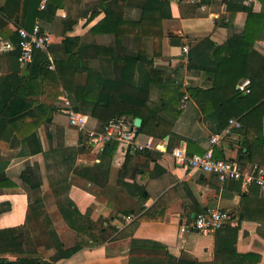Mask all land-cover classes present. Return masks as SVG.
Listing matches in <instances>:
<instances>
[{
	"label": "crops",
	"instance_id": "crops-1",
	"mask_svg": "<svg viewBox=\"0 0 264 264\" xmlns=\"http://www.w3.org/2000/svg\"><path fill=\"white\" fill-rule=\"evenodd\" d=\"M107 1L49 0L44 9L38 8L40 17L35 22L51 37L53 61L62 55L58 45L63 37H78L79 44L86 46L79 52L82 65L75 80L78 91H87L86 98L77 94L73 101L61 86L57 93L52 69L46 71L37 60L22 66L15 59L16 48L3 49L5 41L14 43L17 38L23 0H0V206L5 208L0 212V229L26 228L38 254L49 260L55 249L44 245L28 196L42 198L36 204L47 229L65 231V222L56 213V199L66 195L79 213L90 209L93 220L105 218L104 225L114 231L107 239L80 243L76 252L56 264H167L172 257L201 264H264V196L260 189H245L230 179L219 181L213 174L175 163L170 153L174 147L188 154L211 149L220 159L264 166V105L229 118L244 121L246 128L231 127L228 120L220 129L219 114L226 111L216 103L226 100L224 94L232 91L231 84L220 79L223 88L204 97L202 107L189 93V89L212 88L214 72L219 70L239 76L234 87L240 94L233 97L241 102L240 107L250 104L243 98L251 91L252 102L264 100L260 89L264 87V0H235L244 8L237 11H228L226 0H163L164 36L158 53L150 58L153 47L148 39L143 50L150 55L148 62H119L125 74L116 77L126 86L137 84L136 95L143 97L145 91L147 98L135 97L126 88L115 92L113 100L144 103L155 112L160 123L156 128L152 120L150 129H156L157 138L137 135L139 141L150 140L153 149L140 152L117 142L102 157L90 152L92 157L87 159V153L77 152L79 131L68 123L64 99L79 104L88 127L100 125L89 114L97 96L92 89L103 90L99 68L111 69L112 64H100V57H112L115 35L106 30L92 34L91 28L105 16L102 3ZM113 6L121 7L125 19L136 16L132 2L119 0ZM246 24L247 40L241 43ZM183 46L188 47L187 53L182 52ZM138 48L139 36L127 32L121 37L118 55L132 56ZM151 68L162 74L157 82L150 81ZM242 84L249 92L240 89ZM184 93L189 98L182 100ZM222 132V138L211 144V136ZM59 143L64 146L49 148ZM81 162L95 166L94 192L71 186L66 194L52 193ZM49 191L56 200L54 207L46 205L50 200L44 195ZM136 196L145 197L143 209L128 221L131 215L121 211L135 205ZM208 208L226 211L229 217L217 232L200 234L191 228L193 217L196 210ZM94 233L100 234L97 228Z\"/></svg>",
	"mask_w": 264,
	"mask_h": 264
},
{
	"label": "trees",
	"instance_id": "trees-1",
	"mask_svg": "<svg viewBox=\"0 0 264 264\" xmlns=\"http://www.w3.org/2000/svg\"><path fill=\"white\" fill-rule=\"evenodd\" d=\"M39 1L40 0H36L35 2H33V0H23V4L20 7V13L17 15V27L22 26L26 29H31L35 20L39 19L40 17V12L38 11ZM118 1L119 0H109L107 2H103L102 7L105 16L101 21H99L95 26L91 28L92 34L101 30H106L110 33H113L115 37L113 38V43L111 44L113 50L112 57H100V64H103L104 62H111L112 68H104V66L99 68V74L102 75L101 77L103 90L100 91L92 89L97 93V96L92 101L93 105L90 109L89 114L92 116H96V118L100 121V125L96 127V129H101L102 126L110 119L118 116H125L129 119L140 117L142 118V122L140 126L136 128L137 135L138 133H143L145 135H154V137L157 138L158 135H156V129L152 130L150 129V126L153 120V124L156 125L157 128V125L160 123V121L157 119V116L152 109H150L144 103L130 105L119 101V103L117 104L118 101H115L113 103V100L115 97V92L121 90L125 92L126 88L128 89V91L132 89V94H134L135 97H138V95H136L139 91V87L137 84L134 83L131 86H126L124 85V80L117 81L116 77L119 75V73L125 74V66H122V63L119 62H127L128 64L132 63L135 65H142L144 62H148L149 58L147 56L150 55H147L146 52H143V50H145V42L148 39L152 40L151 42L153 47V54L150 56V58L158 53V47L160 46L161 39L164 36L162 28V19L164 17L162 6L163 0H124V2L127 1V3L132 2L134 5L133 8H135L136 10V16H134L133 18L128 17V19H125V13L122 11L121 7L116 8L113 6L118 4ZM226 9L228 11H237L241 9L243 10L244 8L237 5L235 3V0L233 2L232 0H226ZM118 31L121 32L118 33ZM243 31L244 33L241 37V43L247 40V24L245 25ZM127 32H131L139 36V48L134 53H131L132 56H125L124 54V56L120 58L118 54L121 50V37L124 36V34ZM17 38L14 40V44L17 43ZM208 42L211 46L214 45L212 42ZM58 46L60 47L62 55L59 54L55 56V59L53 61L54 68L52 69V71H50V74L53 76V79L55 81L57 93H59L58 89L61 86V91H63V93H69L68 95H70L69 97L73 101V96H76L77 94L81 97V99L86 98L85 92L87 91H84L83 89H80V91H78V82L75 81L81 67L80 65H82V62L79 61L78 58L79 52L86 46L79 44L78 37H63ZM219 47L214 46L213 48L218 49ZM14 54L15 59L17 60L18 49H15ZM36 60L45 70L47 69L48 59L44 53L40 51L36 52L34 61ZM113 65H116L117 67H113ZM215 72L214 84L212 85V88L189 89V93L190 96L196 98L199 106L202 107L201 102H204L202 101L204 97L214 95L215 93H218L219 89L223 88L224 85H221L219 83L220 79L225 81L224 84H231L232 91L230 93L227 92L226 94H224V96H228L226 100L224 99L216 103L217 107L220 106V109L226 111L222 114H219V119L221 121L220 129L225 128L229 118L239 116L242 113H248L252 110H260L263 107L264 100L260 102H252L250 100L252 95L254 94L252 91L243 98L246 101L249 100L250 104L243 108L240 107L241 102L234 100L235 97H233L234 95L240 94L239 91L234 87V84L239 76H232L226 71L221 72L219 70H215ZM160 75H162L160 71L154 68H151L149 71V78L151 82H157L156 77L159 78ZM256 86L260 87V85ZM177 87L179 88V86ZM261 88L263 89L262 92L264 95V87H260V89ZM144 93L145 96L141 97L140 95L138 98H143L145 100V98H147V93L145 91ZM69 104L73 110L81 113L80 107L78 106L79 104L74 105L75 103L72 101L70 102V100ZM64 106L65 108L67 107L65 104ZM100 111L107 116H97V114H101ZM240 120L242 121V119ZM240 123L241 127L243 125L246 128V124L244 123V121ZM164 133L165 132L159 134V136H163ZM116 143L117 142L114 141L110 143L106 148L112 147L113 149ZM61 146L64 145L62 143H59L54 145V147L50 146L49 148H58ZM76 149L78 153L92 152V150L87 148L84 144V135L81 132H79V139L76 145ZM105 151L106 149L103 153H105ZM140 152H146V150H142ZM101 153H98L100 154L99 157H102L101 155L103 153ZM239 163L241 165L245 164L243 162ZM95 178L96 172L94 165H84L83 163H79V165L77 164L72 169L69 179L64 184H59L58 186L52 188L51 191L55 194L58 191L66 194V191L70 189L71 186H77L87 191L94 192L96 185ZM49 193L52 194L50 191ZM140 194L142 193L140 192ZM59 197L58 199H56V213H58V215L65 222V231H57L54 228L47 229L44 225V222L40 218L41 214L36 204L38 199L42 200V198H35L31 197L30 195L28 196L29 208L32 212L33 217L35 218V222L37 223V226L39 228V232L42 236L44 245L47 248L53 247L55 249V254L51 256L49 260L43 259L38 254L37 249L33 245L29 231L26 228H5L0 229V264H56L58 260L67 258L74 252H76L81 247L80 243H87L88 241L94 242L97 239H107L113 233V228L110 229L109 226L104 225L105 218L98 217V219L93 220L91 218L90 209H87L85 213H79L69 197H67L66 195H63V198ZM115 200L119 199L116 198ZM144 200L145 197L141 198L139 196H136V204L129 206L127 205L121 211L122 215L134 216L139 211H142ZM55 201L51 196L50 203L48 201L46 202V205H55ZM108 203H110V201ZM3 210H5V208L3 206H0V212H2ZM202 211L196 210L195 214ZM95 228H97L100 233L98 236L95 235L96 233H94ZM5 254H12L14 255V258L9 259ZM172 260V262H167V264H201L195 261H193V263H190L181 259H173V257Z\"/></svg>",
	"mask_w": 264,
	"mask_h": 264
},
{
	"label": "built area",
	"instance_id": "built-area-1",
	"mask_svg": "<svg viewBox=\"0 0 264 264\" xmlns=\"http://www.w3.org/2000/svg\"><path fill=\"white\" fill-rule=\"evenodd\" d=\"M47 2L48 0H40L39 9H44ZM15 31L18 37L17 43L5 41L3 43L4 50L18 49L17 61L22 66L31 65L34 62L35 53L40 51L48 59L47 68H54L53 58L50 53L51 37L48 33L42 31L38 22H35L31 29L19 26L16 27ZM187 51L188 47L183 46L182 52L187 53ZM245 86L246 84H242L240 89L249 92V89ZM188 98V94L184 93L182 100ZM64 104L67 106L65 112L69 125L84 135V144L92 150V153H103L106 147L114 141L130 147L132 150L153 149L150 140L139 141L137 139V127L133 124V119L118 116L110 119L101 129L90 128L86 125L85 115L73 110L67 99H64ZM229 125L236 129L241 128V123L235 119H230ZM227 131L225 130V132ZM225 132L212 135L209 140L210 143H217ZM155 147L157 148L158 146L156 145ZM170 153H172L174 162L179 165L213 174L219 181L228 179L238 181L245 189L256 186L260 189L261 195L264 196V166L262 165H241L229 159L216 158L211 149L203 153L188 154L181 148L174 147ZM228 217L229 215L226 211L218 208H208L194 215L191 228L200 234H212L224 226ZM133 219L134 217L132 216L127 218L128 221Z\"/></svg>",
	"mask_w": 264,
	"mask_h": 264
},
{
	"label": "rangeland",
	"instance_id": "rangeland-1",
	"mask_svg": "<svg viewBox=\"0 0 264 264\" xmlns=\"http://www.w3.org/2000/svg\"><path fill=\"white\" fill-rule=\"evenodd\" d=\"M88 155H86V158L88 159V158H91L92 157V154L90 153V152H88L87 153ZM91 160V159H90ZM88 162V161H87ZM81 163H83V162H81ZM44 197H46V200H51V194L48 192V196H45L44 195ZM49 198V199H48ZM49 203H50V201H49ZM52 207H54V206H52ZM52 207H50V208H52Z\"/></svg>",
	"mask_w": 264,
	"mask_h": 264
},
{
	"label": "water",
	"instance_id": "water-1",
	"mask_svg": "<svg viewBox=\"0 0 264 264\" xmlns=\"http://www.w3.org/2000/svg\"><path fill=\"white\" fill-rule=\"evenodd\" d=\"M140 122H141V119H140L139 117H135V118L133 119V124H134L136 127L140 126Z\"/></svg>",
	"mask_w": 264,
	"mask_h": 264
}]
</instances>
